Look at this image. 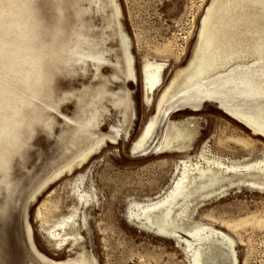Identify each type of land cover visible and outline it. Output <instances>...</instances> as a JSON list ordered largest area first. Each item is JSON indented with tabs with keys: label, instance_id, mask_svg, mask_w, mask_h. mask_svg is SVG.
Masks as SVG:
<instances>
[{
	"label": "rangeland",
	"instance_id": "374dc122",
	"mask_svg": "<svg viewBox=\"0 0 264 264\" xmlns=\"http://www.w3.org/2000/svg\"><path fill=\"white\" fill-rule=\"evenodd\" d=\"M214 1L17 0L27 39L7 64L0 45V264H44L37 255L193 264L196 249L199 264H264V0L216 1L189 67ZM117 28L135 82L124 76ZM146 64L161 67L149 103ZM165 141L186 152H162ZM88 146L96 147L88 159L60 177ZM187 167L225 173L168 216L147 211ZM164 226L179 238L160 236Z\"/></svg>",
	"mask_w": 264,
	"mask_h": 264
},
{
	"label": "bare ground",
	"instance_id": "6f19581e",
	"mask_svg": "<svg viewBox=\"0 0 264 264\" xmlns=\"http://www.w3.org/2000/svg\"><path fill=\"white\" fill-rule=\"evenodd\" d=\"M215 0L206 10V13L204 15V17L201 19L200 24H199V30L197 33V42L196 45L194 47V52H193V58L190 62L189 67H191L194 63H196V59L198 57V52L201 46V41L203 40L204 36L207 34V27L208 24L210 23L209 18H210V13H212L211 11L213 10V7L216 3ZM114 3H116L114 1ZM115 5V4H114ZM111 3L112 7H115V10L117 12V8L116 6H114ZM111 7V8H112ZM215 8V7H214ZM114 12V11H113ZM214 12V10H213ZM111 13V12H110ZM118 13V12H117ZM214 14V13H212ZM117 15V14H116ZM115 15V16H116ZM119 15V13H118ZM114 19V18H113ZM211 20V19H210ZM209 21V23H208ZM111 22V21H110ZM115 25V24H114ZM118 25V24H117ZM122 25V24H121ZM115 27V26H114ZM118 29V38L120 39V49L122 51V62H123V66L125 67V71H124V76L126 77V79L129 82H135V75H134V71L132 68V64H133V59L129 54L128 51V45H127V39L125 36V33H123L121 28H117ZM206 33V34H205ZM209 36V35H208ZM207 37V36H206ZM203 43V42H202ZM206 43V42H205ZM204 45V43H203ZM43 64V63H42ZM44 65V64H43ZM198 66V65H197ZM188 67V68H189ZM196 68V67H195ZM124 69V68H123ZM155 70V71H153ZM188 70V69H187ZM197 70V69H196ZM161 71V67L159 65L156 66H152L151 64H146L144 66V73H145V92H146V100L147 103L150 102V95H152V93L154 92V90L159 86V73ZM43 72V71H42ZM187 72V71H185ZM200 72V71H199ZM184 71L178 73L174 79L170 82V84L165 88V90L163 91L160 99L157 102L156 105V111L154 116H151L147 122L144 124L140 135L137 139V143H136V147L140 148L143 147L144 145H146L152 135L153 132L156 128V121L158 119V116L160 115L161 111L163 110L164 107V103L166 101V97L171 89V87L173 85H175L176 80L178 79V77L182 74L183 75ZM181 75V76H182ZM193 75V74H192ZM191 76V75H190ZM43 78V76L41 77ZM192 79V78H190ZM188 80V79H187ZM178 81V80H177ZM175 83V84H174ZM178 83V82H177ZM189 85V84H187ZM177 95V94H176ZM232 118H234L235 120H241L242 118L234 113L230 114ZM133 116V115H132ZM131 119V118H130ZM244 121V120H243ZM242 121V122H243ZM89 124V122H88ZM253 128V127H252ZM254 129V128H253ZM78 136V135H77ZM108 139L103 138L101 140V143L106 142ZM112 143H114L113 139H110ZM98 143V144H101ZM97 144V143H96ZM165 145L162 146L160 149L162 152H174V153H184L186 152L184 147H180L178 145H174L173 143H171L170 141H165L164 143ZM95 146V145H94ZM98 146V145H97ZM101 146V145H100ZM89 147V146H88ZM95 148H93L92 146H90L89 148L85 149L83 152H81V154H79L78 157H76L74 160H72L69 164H67L60 172V177H61V173L63 174V172L67 171L68 173L73 172L72 170H74V168H79L87 159L88 157L92 154V152L94 151ZM79 153V152H78ZM200 160V159H199ZM198 160V161H199ZM204 160V158H203ZM70 161V160H69ZM200 162H202L200 160ZM211 162V161H210ZM204 163V162H202ZM207 164V163H206ZM218 164V163H217ZM204 165V164H203ZM208 165V164H207ZM211 165V164H209ZM206 166V165H205ZM208 168V167H207ZM217 169H219L217 167ZM60 170V169H59ZM58 170V171H59ZM187 170H189V168L187 167ZM221 170V169H220ZM216 170L217 172H214L211 169H206V170H198V172L196 174L190 173L189 172H184L182 170V177L180 176L179 181L176 182V186L173 187L172 189H170L167 193H163L161 194L159 197L155 198L153 201H151L147 206H146V210L149 212H166V216H168L173 210H175V208L181 204H179V201L181 200L182 203H186L189 199L191 200V198L198 194V193H204L209 191V189L213 188L214 186H216V184H218L221 180V178H219V176L223 173V171L221 170ZM229 172V171H228ZM225 173V171H224ZM227 173V172H226ZM56 174V173H55ZM58 175V174H57ZM59 176V175H58ZM223 177V176H222ZM58 178V177H57ZM50 179V178H49ZM177 181V180H176ZM44 186V185H43ZM38 191V190H37ZM36 192V191H35ZM34 196V195H33ZM33 200V199H32ZM150 200V199H149ZM160 215V214H159ZM162 216V215H160ZM164 217V216H163ZM163 220V219H162ZM69 223V222H68ZM155 223V222H154ZM164 223V222H163ZM62 224V223H61ZM153 225V224H152ZM169 225V224H168ZM157 226V225H156ZM162 226V225H161ZM165 226H167L165 224ZM164 228H160L159 229V234L162 237H167V238H171V239H177V231L175 229H173L172 231L170 230H166L165 227ZM176 228V227H174ZM158 229V228H157ZM29 231V230H28ZM27 231V232H28ZM157 233V232H156ZM212 238H214L216 240V242L223 246L228 244H232L231 241L229 239H227L224 235H222L221 233H217V232H213L212 233ZM179 238V237H178ZM208 239V238H207ZM184 242V241H183ZM191 245L188 244V248H190ZM38 251V250H37ZM38 254V253H37ZM199 255H200V250L196 249L195 252L193 253L194 256V261L193 264H199ZM40 258L41 262L44 264H64V263H55L52 261L47 260L46 258H44L41 255H37V258Z\"/></svg>",
	"mask_w": 264,
	"mask_h": 264
},
{
	"label": "clouds",
	"instance_id": "9594fccd",
	"mask_svg": "<svg viewBox=\"0 0 264 264\" xmlns=\"http://www.w3.org/2000/svg\"><path fill=\"white\" fill-rule=\"evenodd\" d=\"M20 7L17 0H0V22L3 24L0 45L6 64L11 61L20 43L27 39V21L21 17Z\"/></svg>",
	"mask_w": 264,
	"mask_h": 264
}]
</instances>
